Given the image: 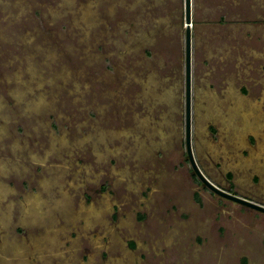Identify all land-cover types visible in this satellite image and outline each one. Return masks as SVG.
<instances>
[{
  "label": "rangeland",
  "instance_id": "obj_1",
  "mask_svg": "<svg viewBox=\"0 0 264 264\" xmlns=\"http://www.w3.org/2000/svg\"><path fill=\"white\" fill-rule=\"evenodd\" d=\"M191 1L195 160L264 205V0ZM185 16L0 0V264H264V213L186 159Z\"/></svg>",
  "mask_w": 264,
  "mask_h": 264
},
{
  "label": "water",
  "instance_id": "obj_2",
  "mask_svg": "<svg viewBox=\"0 0 264 264\" xmlns=\"http://www.w3.org/2000/svg\"><path fill=\"white\" fill-rule=\"evenodd\" d=\"M191 0H185V11H186V39H185V53H186V58H185V82H186V92H185V97H186V110H185V115H186V125H185V137H186V159L190 162L191 167H192V173L197 175L198 178L201 180L202 187H207L216 194L230 199L234 202L240 203L244 206L250 207L252 209L258 210L260 212L264 213V205L255 201H252L250 199L241 197L237 195L236 193L229 192L226 189L220 187L218 184L215 182L211 181L208 179L202 170L199 168L194 154H193V149H192V109H191V101H192V86H191V81H192V42H191Z\"/></svg>",
  "mask_w": 264,
  "mask_h": 264
},
{
  "label": "bare ground",
  "instance_id": "obj_3",
  "mask_svg": "<svg viewBox=\"0 0 264 264\" xmlns=\"http://www.w3.org/2000/svg\"><path fill=\"white\" fill-rule=\"evenodd\" d=\"M256 104H257V103H255V105H256ZM256 106H257V105H256ZM255 152H256V154L254 155V153H253L252 155L256 157V155H257V153H258L257 158H260L261 155L264 154V152L261 151V144L258 145L257 150H256Z\"/></svg>",
  "mask_w": 264,
  "mask_h": 264
},
{
  "label": "flooded vegetation",
  "instance_id": "obj_4",
  "mask_svg": "<svg viewBox=\"0 0 264 264\" xmlns=\"http://www.w3.org/2000/svg\"><path fill=\"white\" fill-rule=\"evenodd\" d=\"M254 130V129H253ZM256 131V130H255ZM257 133V132H256Z\"/></svg>",
  "mask_w": 264,
  "mask_h": 264
}]
</instances>
